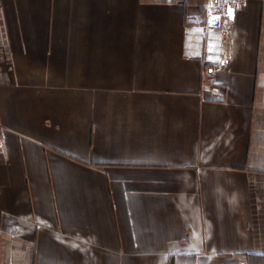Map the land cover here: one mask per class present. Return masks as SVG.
<instances>
[{
	"label": "crops",
	"instance_id": "obj_1",
	"mask_svg": "<svg viewBox=\"0 0 264 264\" xmlns=\"http://www.w3.org/2000/svg\"><path fill=\"white\" fill-rule=\"evenodd\" d=\"M0 0V264H264V0Z\"/></svg>",
	"mask_w": 264,
	"mask_h": 264
},
{
	"label": "built area",
	"instance_id": "obj_2",
	"mask_svg": "<svg viewBox=\"0 0 264 264\" xmlns=\"http://www.w3.org/2000/svg\"><path fill=\"white\" fill-rule=\"evenodd\" d=\"M161 3H197L203 12V17L198 19L196 15H187L186 22L195 24L200 22L207 30H221L226 19L227 10L233 11L244 4L245 0H156ZM213 21V23H209ZM2 137V129L0 127V140Z\"/></svg>",
	"mask_w": 264,
	"mask_h": 264
},
{
	"label": "water",
	"instance_id": "obj_3",
	"mask_svg": "<svg viewBox=\"0 0 264 264\" xmlns=\"http://www.w3.org/2000/svg\"><path fill=\"white\" fill-rule=\"evenodd\" d=\"M229 10H231V12H232V15H233V10L232 9H228L227 10V15H226V19H225V21H224V23H223V26L226 24V23H228L230 20H231V18H229ZM240 264H243V263H240Z\"/></svg>",
	"mask_w": 264,
	"mask_h": 264
},
{
	"label": "snow or ice",
	"instance_id": "obj_4",
	"mask_svg": "<svg viewBox=\"0 0 264 264\" xmlns=\"http://www.w3.org/2000/svg\"><path fill=\"white\" fill-rule=\"evenodd\" d=\"M232 17V12H231V10H229V18H231ZM209 23L211 24V23H213V21H209Z\"/></svg>",
	"mask_w": 264,
	"mask_h": 264
}]
</instances>
